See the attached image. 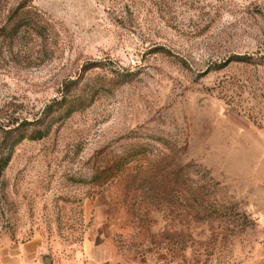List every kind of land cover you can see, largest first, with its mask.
Masks as SVG:
<instances>
[{
  "label": "rangeland",
  "instance_id": "374dc122",
  "mask_svg": "<svg viewBox=\"0 0 264 264\" xmlns=\"http://www.w3.org/2000/svg\"><path fill=\"white\" fill-rule=\"evenodd\" d=\"M16 1L49 32L0 43L3 120L36 122L70 82L95 95L15 148L0 246L264 264V0Z\"/></svg>",
  "mask_w": 264,
  "mask_h": 264
},
{
  "label": "trees",
  "instance_id": "16d2710c",
  "mask_svg": "<svg viewBox=\"0 0 264 264\" xmlns=\"http://www.w3.org/2000/svg\"><path fill=\"white\" fill-rule=\"evenodd\" d=\"M0 18V43L8 46H14L22 36L41 38L49 32L45 15L27 1L0 0ZM81 84L80 80L65 85L61 98L36 122L19 124V119L14 118L5 122L0 116V174L11 162L15 148L24 140L44 139L55 125L87 108L93 89H82Z\"/></svg>",
  "mask_w": 264,
  "mask_h": 264
},
{
  "label": "crops",
  "instance_id": "0c3cea01",
  "mask_svg": "<svg viewBox=\"0 0 264 264\" xmlns=\"http://www.w3.org/2000/svg\"><path fill=\"white\" fill-rule=\"evenodd\" d=\"M84 264H124L118 254L109 252L101 245L93 246L90 242L85 245L82 253ZM0 264H57L43 240L39 236L21 243H10L0 246ZM139 264H145L141 262Z\"/></svg>",
  "mask_w": 264,
  "mask_h": 264
}]
</instances>
